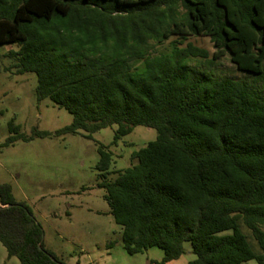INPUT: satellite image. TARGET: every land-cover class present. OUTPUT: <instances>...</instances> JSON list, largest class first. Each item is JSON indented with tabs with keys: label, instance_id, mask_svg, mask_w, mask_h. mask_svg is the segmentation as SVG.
<instances>
[{
	"label": "trees",
	"instance_id": "1",
	"mask_svg": "<svg viewBox=\"0 0 264 264\" xmlns=\"http://www.w3.org/2000/svg\"><path fill=\"white\" fill-rule=\"evenodd\" d=\"M191 36L208 37L214 52ZM170 37L169 52L152 56ZM5 44L18 45L7 53L16 72L35 74L36 100L72 116L56 136L156 131L112 181L111 156L97 148L99 185L126 253L156 247V264H165L189 242L186 264H264V94L187 65L228 55L264 84V0H0ZM8 130L1 146L49 136ZM0 244L19 264H61L8 184H0Z\"/></svg>",
	"mask_w": 264,
	"mask_h": 264
},
{
	"label": "rangeland",
	"instance_id": "2",
	"mask_svg": "<svg viewBox=\"0 0 264 264\" xmlns=\"http://www.w3.org/2000/svg\"><path fill=\"white\" fill-rule=\"evenodd\" d=\"M172 39L154 45L151 55L168 53ZM187 42L210 55L214 52L208 37L191 36ZM17 50V44L0 45V184L10 186L15 203H25L31 209L41 226L43 248L61 264H156L163 257L156 247L132 255L124 250L121 228L109 213L96 169L97 148L102 146L111 156L107 179L114 180L116 175L111 172L127 168L131 154L155 140L156 131L136 126L115 140L116 127L111 126L91 134L78 131L56 136L57 130L70 124L72 116L49 99L36 100L35 74L17 73L14 61L7 56ZM187 65L215 78L243 81L264 94V84L256 82L252 74L239 71L228 55L212 64L190 59ZM10 123L19 126V133L26 136L33 131L48 132L49 136L1 146L10 135ZM182 247L181 256L165 264L193 260L190 243L184 242ZM0 264H19L15 257L7 258L1 244ZM244 264L257 263L251 260Z\"/></svg>",
	"mask_w": 264,
	"mask_h": 264
}]
</instances>
